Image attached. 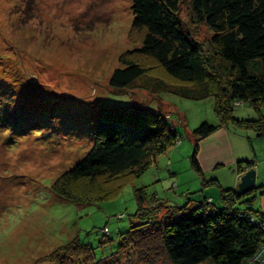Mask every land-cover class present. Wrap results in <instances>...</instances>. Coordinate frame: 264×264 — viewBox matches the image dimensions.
I'll list each match as a JSON object with an SVG mask.
<instances>
[{"label":"rangeland","instance_id":"obj_1","mask_svg":"<svg viewBox=\"0 0 264 264\" xmlns=\"http://www.w3.org/2000/svg\"><path fill=\"white\" fill-rule=\"evenodd\" d=\"M131 4L132 0H0V85L41 97L39 108H30L33 119L24 126L15 131L0 127V264H57L52 254L74 238L91 247L94 262L88 264H139L127 251L119 261L110 258L122 233L140 222L138 189H144L146 202L155 196L168 207H194L205 198L221 204V191L233 188L234 163L201 172L191 161L193 128L202 121L219 122L212 97L192 100L144 89L117 92L109 86L111 72L121 65L118 57L138 46L142 37L131 28ZM189 12V0H182L183 21L189 22ZM191 29L209 52L212 32L202 24ZM141 102L161 109L180 141L113 199L76 204L55 194L52 182L94 143L98 106ZM233 113L237 118L257 115L248 105L235 107ZM229 129L246 156L238 160L253 157L259 166L258 188L243 194L235 206L264 211V138H248L251 130L232 124ZM166 210L161 208L158 221L168 218ZM60 255L63 252L55 254ZM79 259L83 264V256ZM77 260L74 257L72 263Z\"/></svg>","mask_w":264,"mask_h":264},{"label":"trees","instance_id":"obj_2","mask_svg":"<svg viewBox=\"0 0 264 264\" xmlns=\"http://www.w3.org/2000/svg\"><path fill=\"white\" fill-rule=\"evenodd\" d=\"M189 2V22H185L180 15L182 0H132L131 28L142 37L138 46L118 57L121 65L111 72L109 86L117 92L144 89L192 100L212 97L219 122L202 121L191 132L192 165L202 172L199 143L219 127L232 124L264 138V0ZM199 24L212 32L207 53L191 29ZM38 98L0 85V127L15 131L28 123L33 119L30 108H39ZM243 105L257 115L235 117L234 108ZM94 134L87 154L51 184L52 191L66 201L86 204L115 198L127 182L179 141L166 114L145 102L101 103ZM244 161L237 162L236 173L253 163ZM262 187L264 195V183ZM257 188L244 193L235 187L225 189L221 204L205 198L194 207H168L155 196L146 202L144 189H138L140 222L122 233L110 258L119 261L127 251L139 264H247L264 243V211L235 204ZM161 208L169 212L162 222L157 219ZM61 246L55 254L63 255L52 254L57 264H81V256L83 264L94 262L91 247L77 238ZM74 257L78 260L72 263Z\"/></svg>","mask_w":264,"mask_h":264},{"label":"crops","instance_id":"obj_3","mask_svg":"<svg viewBox=\"0 0 264 264\" xmlns=\"http://www.w3.org/2000/svg\"><path fill=\"white\" fill-rule=\"evenodd\" d=\"M181 121L184 123L183 120ZM236 134L242 135L237 132ZM251 134L250 135L247 134V137L252 138V136H255L253 131H251ZM234 142L236 143V145L233 144ZM240 143L241 141H238L237 139L235 140L233 139V135L231 134L229 127H226V126L219 127L212 134L202 139L199 143L198 162L201 165V168L202 169L205 168L207 171H213L217 165L232 164V163H234L237 167V162L239 161L238 159H242L243 157H246V156H242L244 150L241 149ZM236 146H237V149H236ZM224 155H228V156L225 157ZM252 158L253 157H250L247 159L251 160ZM241 161H244V160H241ZM242 165H244L245 167V163H242ZM251 166L255 168V170L258 171L259 166L254 164V161ZM234 171L236 170L234 169ZM257 176H258V172H256V179H257ZM239 179L240 178L238 177V173H236L234 180H233L232 187H235V188L238 187Z\"/></svg>","mask_w":264,"mask_h":264},{"label":"water","instance_id":"obj_4","mask_svg":"<svg viewBox=\"0 0 264 264\" xmlns=\"http://www.w3.org/2000/svg\"><path fill=\"white\" fill-rule=\"evenodd\" d=\"M256 186L255 168L246 169L240 176L237 192L244 193Z\"/></svg>","mask_w":264,"mask_h":264},{"label":"built area","instance_id":"obj_5","mask_svg":"<svg viewBox=\"0 0 264 264\" xmlns=\"http://www.w3.org/2000/svg\"><path fill=\"white\" fill-rule=\"evenodd\" d=\"M238 175L241 176L240 174ZM247 264H264V243L262 244L261 249L247 262Z\"/></svg>","mask_w":264,"mask_h":264},{"label":"bare ground","instance_id":"obj_6","mask_svg":"<svg viewBox=\"0 0 264 264\" xmlns=\"http://www.w3.org/2000/svg\"><path fill=\"white\" fill-rule=\"evenodd\" d=\"M255 223V222H254Z\"/></svg>","mask_w":264,"mask_h":264}]
</instances>
